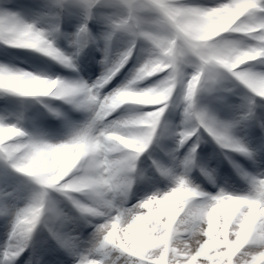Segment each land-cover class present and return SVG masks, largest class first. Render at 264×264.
I'll return each mask as SVG.
<instances>
[{"label": "clouds", "instance_id": "obj_1", "mask_svg": "<svg viewBox=\"0 0 264 264\" xmlns=\"http://www.w3.org/2000/svg\"><path fill=\"white\" fill-rule=\"evenodd\" d=\"M0 264H264V0H0Z\"/></svg>", "mask_w": 264, "mask_h": 264}]
</instances>
